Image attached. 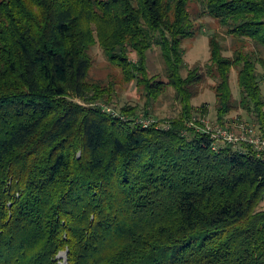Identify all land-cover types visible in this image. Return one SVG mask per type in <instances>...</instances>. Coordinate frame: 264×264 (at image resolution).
Returning a JSON list of instances; mask_svg holds the SVG:
<instances>
[{"label":"trees","instance_id":"1","mask_svg":"<svg viewBox=\"0 0 264 264\" xmlns=\"http://www.w3.org/2000/svg\"><path fill=\"white\" fill-rule=\"evenodd\" d=\"M205 16L231 56L213 32L188 66ZM96 44L143 108L109 109L116 84L88 78ZM207 85L212 128L264 138V0H0V264H264V161L203 131ZM168 88L178 116L138 122Z\"/></svg>","mask_w":264,"mask_h":264},{"label":"rangeland","instance_id":"2","mask_svg":"<svg viewBox=\"0 0 264 264\" xmlns=\"http://www.w3.org/2000/svg\"><path fill=\"white\" fill-rule=\"evenodd\" d=\"M197 25H201L202 30H199L193 39L183 43L185 52L184 59L186 65L191 66L195 63L204 64L209 60L208 36L213 32L220 35L222 39L225 38L223 42V45H225L227 50L225 55L231 56L233 41L230 37L224 34L223 29L213 18L205 16L197 22ZM88 54L91 58V67L88 73L89 80L102 82L112 81L116 84V107H114V104L110 106L109 109L119 113L118 109L122 106H137L138 108H143L145 99L137 91V88L134 87V81L125 79L121 70L108 61L98 44L90 48ZM147 62L148 70L151 72V74L158 72L160 73L162 71L163 63L159 50L155 48L149 50L147 54ZM231 86L234 96H238L235 71L232 73ZM173 93V89L168 88L167 91L160 95L156 101H153L152 103L150 102L149 112H151L152 116L149 118V120L143 119L144 117L142 116V113L137 114L136 117L139 120H146L150 123L153 121L154 123L163 124V121L173 119L174 117L178 116L177 114H179L180 107L179 105L175 104ZM203 103L208 104L207 106L209 111L206 120H208V124L211 126L214 124L216 117L214 109L215 95L213 91L208 88V85L205 86L202 93L193 100V105ZM238 114H241L245 121L248 120L246 114L240 110L237 112H232L228 116L232 119H235ZM57 258L59 260V264H64L67 259V252L61 251L58 253Z\"/></svg>","mask_w":264,"mask_h":264},{"label":"built area","instance_id":"3","mask_svg":"<svg viewBox=\"0 0 264 264\" xmlns=\"http://www.w3.org/2000/svg\"><path fill=\"white\" fill-rule=\"evenodd\" d=\"M138 122L144 123V125L149 124V121L146 120H138ZM239 129V132L233 133L217 126L212 128L208 125L203 131L207 134H211L210 137L213 140L222 138L223 141L231 144H239L241 142L250 144L261 160L264 161V138L257 136L252 129H248L246 126H241ZM215 130L216 132L214 133ZM213 150H215V147H213Z\"/></svg>","mask_w":264,"mask_h":264},{"label":"bare ground","instance_id":"4","mask_svg":"<svg viewBox=\"0 0 264 264\" xmlns=\"http://www.w3.org/2000/svg\"><path fill=\"white\" fill-rule=\"evenodd\" d=\"M62 256H64V255H62ZM62 256H61V258H62ZM65 263H66V262H65ZM65 263H64V264H65Z\"/></svg>","mask_w":264,"mask_h":264}]
</instances>
